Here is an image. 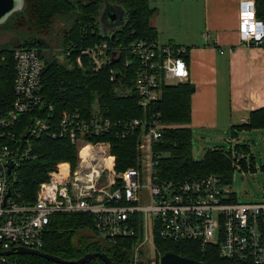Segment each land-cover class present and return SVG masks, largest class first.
<instances>
[{
  "label": "built area",
  "instance_id": "2783aa9c",
  "mask_svg": "<svg viewBox=\"0 0 264 264\" xmlns=\"http://www.w3.org/2000/svg\"><path fill=\"white\" fill-rule=\"evenodd\" d=\"M240 36L243 44L264 52V22L256 16L255 0L241 2ZM120 52L103 43L83 54L99 69L113 54L119 62ZM130 52L137 62L139 106L150 111L147 117L112 121L95 107L89 118L64 113L55 123L43 113L40 92L45 63L40 50L22 47L14 51L12 108L0 113V253L42 252L54 216L83 214L92 218L94 232L102 241L115 244L136 237L132 264H161L157 239L196 243L204 250L215 247L222 259L238 264H264V203L237 202L219 175L160 176L154 146L162 140L166 125L160 113L151 109L162 98L164 85L189 82L188 49L139 41ZM130 63L127 60L124 65ZM27 114L35 115L29 123L21 119ZM112 133L120 139L137 138L138 168L118 173L111 141L92 140ZM43 137L69 140L79 160L76 166L58 163L41 183L35 200L27 202L17 189L18 171L37 158L34 145ZM23 256L27 255L0 254V264H30Z\"/></svg>",
  "mask_w": 264,
  "mask_h": 264
},
{
  "label": "trees",
  "instance_id": "16d2710c",
  "mask_svg": "<svg viewBox=\"0 0 264 264\" xmlns=\"http://www.w3.org/2000/svg\"><path fill=\"white\" fill-rule=\"evenodd\" d=\"M256 16L264 22V0H255ZM106 6L125 13L120 27L104 35L100 16ZM150 0H25L23 10L13 14L1 26L14 34L12 40L0 49V113L10 111L14 99V58L17 48H38L44 59L41 96L43 113L51 115L57 123L64 113L78 114L89 118L95 107L105 118L112 121L142 119L150 114L139 106L135 89L137 62L131 54V46L139 41L156 42L158 34L151 25L156 14ZM57 19L71 23L62 36L59 32V47L65 61L61 63L53 52L49 39ZM70 24V23H69ZM108 43L111 49L118 48L120 61L112 59L97 69L91 57L83 52L97 45ZM46 52L48 53H45ZM110 54V52H108ZM114 55V54H113ZM81 59L82 64L77 63ZM130 60L129 67L124 63ZM111 71H115L112 75ZM113 77V78H112ZM195 87L189 82L164 85L162 98L152 106L151 113H160L167 127L160 143L154 146L159 156V173L163 179H186L219 175L224 183L231 185V176L238 166L233 159L234 149L226 152L222 148L209 149L202 161L192 156L193 132L190 127L192 96ZM34 114L21 116L29 123ZM240 130H264V108L252 112L248 124L235 127ZM95 142L110 140L111 152L116 156V171L125 172L138 166L137 138L120 139L115 134L92 139ZM244 166L249 153L248 146L236 147ZM37 158L24 163L18 171L17 189L22 200H35L41 183L58 163L77 165L78 151L67 139L52 140L46 137L34 145ZM252 167V165H251ZM264 232V215L261 217ZM136 237L120 239L109 244L94 232L93 220L83 214H61L52 218L46 233V244L42 252L66 261H77L87 254L105 253L113 264H132V251ZM158 251L168 252L204 264H238L224 260L217 248L203 249L196 243L156 240ZM30 264H57L36 256H23ZM89 264H105L95 258Z\"/></svg>",
  "mask_w": 264,
  "mask_h": 264
},
{
  "label": "crops",
  "instance_id": "0c3cea01",
  "mask_svg": "<svg viewBox=\"0 0 264 264\" xmlns=\"http://www.w3.org/2000/svg\"><path fill=\"white\" fill-rule=\"evenodd\" d=\"M242 1L150 0L158 43L188 49L189 83L195 87L190 127L215 149L222 148L217 138L264 108V52L241 40Z\"/></svg>",
  "mask_w": 264,
  "mask_h": 264
},
{
  "label": "rangeland",
  "instance_id": "374dc122",
  "mask_svg": "<svg viewBox=\"0 0 264 264\" xmlns=\"http://www.w3.org/2000/svg\"><path fill=\"white\" fill-rule=\"evenodd\" d=\"M104 14L105 10L102 11L100 16L101 26H107V28H109V31L115 30L117 26H109V23L105 19ZM71 23L72 20L70 22L68 20L57 19L53 28L52 38L49 39L52 47L50 51L53 52V55H56L61 63L65 61V57L63 54H61L62 48H60L58 45L59 38L62 36L63 31L71 26ZM61 30L62 32L60 33L59 37V32ZM13 37L14 34L5 31L0 26V49L7 43H9ZM45 53L48 52H46L45 50ZM77 63L82 64L81 60L80 62L77 60ZM178 84L179 83L177 81H172L170 83V85ZM197 134L198 133L195 132V134L193 135L192 156L195 161H202L207 151L209 149H215V146L214 144L205 142L204 139L197 137ZM217 139V145L222 146V149L226 152H228L231 148V145H233L235 150L233 153V159L236 160V157H239V159L237 160L238 166L232 173L230 185L232 192L236 196L237 202L257 204L264 203V130H251L249 132H242L240 130H237L234 132V134H226L224 135V137H219ZM245 145L248 146L249 153L247 155V163L243 166L240 162V159L244 156L240 158L241 155H238L236 147H243ZM139 166L140 165L138 162L137 168ZM149 255L153 256L154 254L150 253Z\"/></svg>",
  "mask_w": 264,
  "mask_h": 264
},
{
  "label": "water",
  "instance_id": "95a60500",
  "mask_svg": "<svg viewBox=\"0 0 264 264\" xmlns=\"http://www.w3.org/2000/svg\"><path fill=\"white\" fill-rule=\"evenodd\" d=\"M24 6H25V0H0V26L5 24L7 20L13 14L23 10ZM104 10H105L104 17L109 23L108 25L111 27L113 26L120 27L124 21V15H125L124 11L122 9L113 10V8L110 6H106ZM101 31L104 35L109 34L110 32L107 26L102 27ZM115 58H116V55H113L114 60H116ZM13 165L14 163H12L9 166V173H11ZM0 254L6 255V256H11L14 254L31 255V256H36V257L46 259L48 261H52L57 264H89L95 258L102 259L105 264H113L111 258L105 253L87 254L77 261H66L59 257L48 255L40 251H33V250H27V249H18L17 251H8V252L0 253ZM161 264H204V263L196 261V260L188 259L185 257H181L174 253L168 252L162 256Z\"/></svg>",
  "mask_w": 264,
  "mask_h": 264
}]
</instances>
